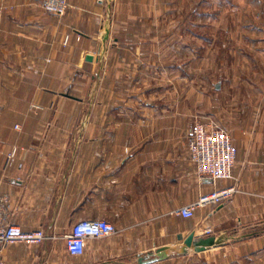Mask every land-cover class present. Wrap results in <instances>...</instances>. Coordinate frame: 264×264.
<instances>
[{
    "label": "crops",
    "instance_id": "1",
    "mask_svg": "<svg viewBox=\"0 0 264 264\" xmlns=\"http://www.w3.org/2000/svg\"><path fill=\"white\" fill-rule=\"evenodd\" d=\"M189 18L197 47L175 40ZM197 121L230 135L229 180L191 163ZM0 194L13 223L51 238L3 264H264V0H69L61 18L0 0ZM98 219L118 233L71 256L62 237Z\"/></svg>",
    "mask_w": 264,
    "mask_h": 264
},
{
    "label": "built area",
    "instance_id": "2",
    "mask_svg": "<svg viewBox=\"0 0 264 264\" xmlns=\"http://www.w3.org/2000/svg\"><path fill=\"white\" fill-rule=\"evenodd\" d=\"M69 0H41L42 10L55 17H63L67 13ZM71 36L64 38V45H68ZM18 129V126L16 127ZM189 159L196 167L202 179H209L215 185L218 181L229 180L236 164L237 151L229 134L213 122L197 121L187 139ZM15 151L8 155L6 167L12 166ZM235 187L218 189L202 196L198 202L175 212L183 218H192L199 207L223 204L230 201L236 194ZM118 230L105 220H84L76 223L62 237L66 251L74 257L83 256L89 240L104 239L116 235ZM210 234V230L205 231ZM48 239L41 228L25 231L12 222L10 211V197L0 194V264L1 255L10 246L25 244L39 246Z\"/></svg>",
    "mask_w": 264,
    "mask_h": 264
},
{
    "label": "rangeland",
    "instance_id": "3",
    "mask_svg": "<svg viewBox=\"0 0 264 264\" xmlns=\"http://www.w3.org/2000/svg\"><path fill=\"white\" fill-rule=\"evenodd\" d=\"M247 5H250V4L248 3ZM248 7H250V6H248ZM208 9L210 10V8H208ZM194 10H199V3L198 2L197 3L192 2V4L188 5V7H187L188 13L187 14L189 15V17L194 14ZM188 22H189L188 26L190 29L189 30H182L181 34H179V35L176 34L177 38L175 40L177 42L179 40L181 43H186V44H188L189 47H191V46L197 47L199 45V35L201 34V32L199 33V21L195 22V20L193 18H189ZM209 30H211V29H209ZM177 33H178V30H177ZM193 88H194V90L197 89L195 86H193ZM93 90H94V88H93Z\"/></svg>",
    "mask_w": 264,
    "mask_h": 264
},
{
    "label": "water",
    "instance_id": "4",
    "mask_svg": "<svg viewBox=\"0 0 264 264\" xmlns=\"http://www.w3.org/2000/svg\"><path fill=\"white\" fill-rule=\"evenodd\" d=\"M203 242L204 243H208V242H210L209 240H203ZM148 262H146V261H140V264H147Z\"/></svg>",
    "mask_w": 264,
    "mask_h": 264
}]
</instances>
